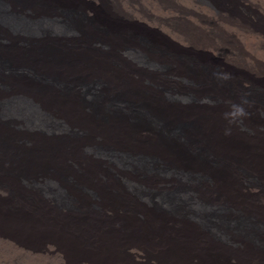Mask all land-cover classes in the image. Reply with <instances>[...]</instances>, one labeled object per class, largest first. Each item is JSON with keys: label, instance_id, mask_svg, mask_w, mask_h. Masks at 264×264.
I'll return each mask as SVG.
<instances>
[{"label": "bare ground", "instance_id": "1", "mask_svg": "<svg viewBox=\"0 0 264 264\" xmlns=\"http://www.w3.org/2000/svg\"><path fill=\"white\" fill-rule=\"evenodd\" d=\"M98 1L105 7L83 0H0V182L6 183L0 184V193L10 198L21 197L18 195L21 190L22 194L29 193L25 197L37 198L35 190L45 194L51 191L57 202V206L45 202V207L41 200L33 203L24 199L29 209L18 206L11 210L10 202L0 200V218L28 230L37 241L26 242L10 232L0 231V249L9 259L19 255L41 264H118L89 257L71 259L67 248L72 247L99 250L110 256L123 255L138 260L139 264H264V223L258 220L264 219L263 184L249 179L232 185L236 179L234 170L244 172L249 165L264 168L263 139L253 141L238 128L219 126L212 111V115L206 116L207 113L199 115L195 109L185 112L179 104L180 107H175V102H191L190 95L177 97L169 93L167 102L156 96L147 98L145 90H137L125 80L127 75L118 61V51L128 45L126 56L139 66L155 69L158 65L150 60L154 54L171 57L175 64L182 61L179 55H185L196 66L193 71L190 63L180 62L191 79L204 86L219 85L214 91L222 95L229 91L224 87L227 84L224 76L237 90L250 85L259 93L250 100L263 112L264 0H170L173 6L169 0ZM118 1L132 13L123 8L120 11ZM183 13L192 18L195 26L168 19ZM85 71H109L123 80L122 86L111 92L113 86L109 83L116 81L109 75L110 78L104 77L109 86L106 90H101L104 84L99 82L83 83L79 91L75 84ZM54 110L76 118L88 131L83 134L73 131L64 138L57 136L48 141L36 139L26 146L17 141L19 133L10 130L8 123L16 122L20 139L26 137L22 131L62 132L66 127L52 117ZM93 133L120 139L135 134L149 136L151 148L87 149L118 169L129 171L120 172L121 177L129 179L124 183L119 182L115 170L116 175L108 177L112 184L129 190L125 197L121 193L119 198L107 192L100 195V189L96 191L94 187L86 189L88 180L64 166V155L71 153V148L80 141H93ZM171 176L214 190L220 197L215 202L226 199L229 207L226 203L205 202L196 192L184 190L183 185L156 194L155 199L149 196L154 205L150 212L138 209L134 196L146 194L139 184L151 181L161 185L160 180ZM44 177H49L48 181ZM42 180V184H31ZM12 186L16 189L10 192ZM98 195L104 200H98ZM52 231L58 232L61 239H53Z\"/></svg>", "mask_w": 264, "mask_h": 264}, {"label": "rangeland", "instance_id": "2", "mask_svg": "<svg viewBox=\"0 0 264 264\" xmlns=\"http://www.w3.org/2000/svg\"><path fill=\"white\" fill-rule=\"evenodd\" d=\"M84 2H86V3H92V4H94V5H96L97 7H99V8H101V7H105V4H101V2H99L98 0H83ZM96 1H97V3H96ZM170 1V0H169ZM95 2V3H94ZM98 4V5H97ZM117 4V6L119 7V6H122L121 8H120V11L122 10L123 11V9H124V11L125 12H128V13H132V12H130L129 11V9L128 8H125L124 7V5L120 2V1H118V3H116ZM169 4H170V6H173V5H175V4H172V2L170 1L169 2ZM143 7V6H142ZM123 8V9H122ZM125 9H127V10H125ZM91 14V13H90ZM188 17V18H187ZM178 18V19H177ZM183 18V19H182ZM168 19H171L172 21H177V20H179V21H177L176 23H178V24H181V25H184V26H188V27H192V26H195L194 24H196L193 20H192V18H190V16L189 15H186V14H179L178 16L176 15V16H173L172 18H168ZM192 21V22H191ZM141 22H143V21H141ZM144 23H146V22H144ZM147 24V23H146ZM148 25V24H147ZM149 26V25H148ZM151 27V26H150ZM97 44V43H96ZM125 45H128V44H125ZM124 46V45H123ZM98 47H100V46H98ZM126 47H130V45H128V46H126ZM126 47L123 49V50H119L118 51V56H119V59H118V61H120V63H121V65H122V68L121 69H123V71H124V74H126L125 76V80H127V82L129 83V81H130V84L133 86V87H135L137 90H145L144 91V93H145V95H146V97L147 98H150V97H157V98H159L160 100H162V101H164V102H167L168 101V99H167V94H174L173 96H177V97H180V96H188V95H190V96H192V100H191V102H188V103H186V102H175V107H180V108H182L185 112L187 111V110H193V109H195V110H198V114L199 113H202V114H205V113H207L206 114V116H208V115H212V113H211V111L213 112V116L216 118V119H214V120H217V122H219L218 124H219V126H221V124H222V127L224 126V124L227 126V127H229V128H231V126H232V130H237V128H238V130H240V131H242V132H244V133H246V135H247V137L248 138H252L253 139V141L254 140H258L257 138L259 137H261V139H263L262 141H263V143H264V137H263V134H264V111L262 112V111H260L256 106H254V104H253V102L254 101H251L250 100V98L251 97H254V94H259L258 92H257V89H252L253 87L252 86H250V85H247L246 87V89H241V88H239L238 90H237V88H233V86H231L232 85V81L231 80H229V79H226V77L224 76L223 78L226 80V82H227V84H225L224 85V87H226V89L227 90H229V91H225V92H223V95L222 94H219V93H217L216 91H214V90H216V89H218L219 88V85H217V86H215V87H212V86H207V85H201L200 84V82H198V80L196 81L194 78H190L191 77V75L186 71V70H184L182 67H181V63L182 62H184V61H187L186 63H190L191 65H189V66H191V69H193V71H195L196 70V66L194 65V63H192V59H190L189 57H185V55H179L178 57L180 58V57H182L181 59H182V61H180V62H176V64H175V61H173V59H171V57H167V56H165L164 55V57H162V55H160L161 57H157V55L158 54H154V55H152V58L150 59V60H152L153 62H155L157 65H158V68L156 67V69H155V67H149V66H147L146 67V65L144 66V65H142V64H140V66H139V64H138V62H134V60L133 59H131V58H129L128 56H126L125 55V53H124V51H125V49H126ZM123 51V52H122ZM121 52V53H120ZM121 54V55H120ZM127 58H126V57ZM157 57V58H156ZM154 58V59H153ZM156 59V60H155ZM158 59V60H157ZM191 61H190V60ZM123 63H122V62ZM160 61V62H159ZM163 63V64H162ZM135 64V65H134ZM162 64V65H161ZM170 64H171V67L173 68H171V67H169L170 66ZM173 64V65H172ZM137 65H138V67H137ZM207 66V65H206ZM163 67H165V68H162ZM168 67V68H167ZM125 68H127V69H125ZM154 68V69H153ZM170 68V69H169ZM207 68L208 69H213V67L211 68V66H207ZM144 71H143V70ZM151 69V70H150ZM160 69V70H159ZM215 69V68H214ZM213 69V70H214ZM128 70V71H127ZM136 70V71H135ZM139 70V71H138ZM157 70V71H156ZM164 70V71H163ZM217 70V69H216ZM143 71V72H142ZM187 73V74H185V72ZM219 71V70H218ZM91 72H93V73H91ZM101 72V73H100ZM139 72V73H138ZM174 72V73H173ZM181 72V73H180ZM97 73V74H96ZM100 73V74H99ZM106 73V74H105ZM107 73H108V75H107ZM111 73V72H110ZM109 73V71H89V72H87V71H85V72H83V73H81L80 74V79L79 80H81V81H79V83L77 82L75 85H76V89L77 90H81L80 88H78V87H80V86H82L83 85V83H99V82H102V84H104L102 87H101V90H106V88H107V86H108V80H105L104 79V77L107 79L108 77H109V75L110 76H112V78L114 79V81H116L115 82V84H112V83H109V84H111V85H109V86H113V88H111V92L112 91H115V88L117 89L118 87H119V85H121L122 86V79H120L119 77H116V76H114V75H112V73L110 74ZM129 73V74H128ZM136 73V74H135ZM145 73V74H144ZM151 73V74H150ZM185 75H184V74ZM219 73V72H218ZM115 74V73H114ZM118 74V73H117ZM163 74V75H162ZM220 74H221V72H220ZM86 75V76H85ZM101 75V76H100ZM136 75H137V78H136ZM162 75V76H161ZM90 76V77H89ZM108 76V77H107ZM144 78H143V77ZM157 76V77H156ZM161 76V77H160ZM168 76H170V77H168ZM175 76V77H174ZM185 76V77H184ZM190 76V77H189ZM223 76V75H222ZM82 77V78H81ZM115 77V78H114ZM131 77V78H130ZM133 77V78H132ZM154 77V78H153ZM174 77V78H173ZM179 79H178V78ZM184 77V78H183ZM94 78H95V80H94ZM110 78V77H109ZM153 78V79H152ZM177 78V79H176ZM229 78V77H228ZM90 79V80H89ZM116 79V80H115ZM167 79H169V80H167ZM172 79V80H171ZM194 79V80H193ZM84 80V81H83ZM120 80V81H119ZM152 80V81H151ZM158 80V81H157ZM167 80V81H166ZM181 80V81H180ZM83 81V82H82ZM87 81V82H86ZM119 81V82H118ZM146 81V82H145ZM157 81V82H156ZM177 81V82H176ZM174 82V83H173ZM181 82V83H180ZM116 83H118V85H116ZM121 83V84H120ZM133 83V84H132ZM139 83V84H138ZM146 83H148V84H146ZM153 83V84H152ZM173 83V84H172ZM190 83V84H189ZM136 84V85H135ZM145 84V85H144ZM180 84V85H179ZM196 84V85H195ZM170 85H171V87H170ZM201 85V86H200ZM228 86V88H227V86ZM244 85V84H243ZM108 86V87H109ZM143 86V87H142ZM175 86V87H174ZM203 86V87H202ZM248 86H249V89H248ZM95 87V86H94ZM157 87V88H156ZM160 87V88H159ZM177 87V88H176ZM180 87V88H179ZM191 87V88H190ZM230 87V88H229ZM169 88H171V89H169ZM233 88V89H232ZM165 89V90H164ZM168 89V90H167ZM187 89V90H186ZM201 89V90H200ZM206 89V90H205ZM150 90V91H149ZM152 90V91H151ZM161 90H162V92H161ZM174 90V91H173ZM185 90V91H184ZM164 91V92H163ZM166 91V92H165ZM168 91V92H167ZM172 91V92H171ZM199 91V92H198ZM214 91V92H213ZM231 91V92H230ZM148 92V93H147ZM159 92H160V94H159ZM182 92V93H181ZM257 92V93H256ZM164 93V94H163ZM190 93V94H189ZM150 94V95H149ZM155 94V95H154ZM225 94H227V95H229V96H226ZM179 95V96H178ZM194 95V96H193ZM221 95V96H220ZM233 97V98H235V99H233L231 96ZM243 96L244 98H245V96H246V98L245 99H243V98H240L239 96ZM150 96V97H149ZM197 96H199V99H198V97ZM223 96V97H222ZM226 96V97H225ZM225 97V98H224ZM151 98V99H152ZM204 98V99H203ZM206 98V99H205ZM209 98V99H208ZM238 98V99H237ZM219 99H220V101H219ZM237 99V100H236ZM248 99H249V101H248ZM167 100V101H166ZM170 101V100H169ZM206 101V102H205ZM226 102V104H224L225 102ZM243 101V102H242ZM208 102V103H207ZM217 102V103H216ZM222 102V103H221ZM241 102V103H240ZM244 102H245V104H244ZM184 103H186V104H184ZM203 103V104H202ZM216 103V104H215ZM231 103L233 104V105H231ZM180 106H179V105ZM223 104V105H222ZM237 104V105H236ZM244 104V105H243ZM193 105V106H192ZM195 105V106H194ZM197 105V106H196ZM199 105H201V106H199ZM208 105V106H207ZM212 105V106H211ZM227 105V106H226ZM240 105H242V106H240ZM219 106H221L220 108H219ZM224 108H223V107ZM230 106V107H229ZM236 106V107H235ZM239 106V107H238ZM249 106V107H248ZM200 109H198V108ZM225 107H227V108H225ZM242 107V108H241ZM250 107H252V108H250ZM47 110H49V108L48 107H45ZM197 108V109H196ZM213 108V109H212ZM214 108H216V109H214ZM219 108V109H218ZM223 108V109H222ZM177 109V108H176ZM218 109V110H217ZM226 109V110H225ZM231 109V110H230ZM252 109V110H251ZM206 110H208V111H206ZM228 110H229V112H228ZM216 111V112H215ZM225 113H224V112ZM57 112V113H56ZM214 112H215V114H214ZM228 112V113H227ZM243 112H244V114H243ZM251 112V113H250ZM253 112V113H252ZM60 113V114H59ZM257 113V114H256ZM55 114V115H54ZM58 114V115H57ZM237 114V115H236ZM243 114V115H242ZM260 114V115H259ZM51 115H52V117L56 120V121H62V123L65 125V129H64V131H62V132H56V133H53V134H44V131H41V130H33V131H31V132H27V131H22V134L24 133L25 135H23V136H26V137H24L25 138V140H23L22 138L20 139L19 137H20V132L21 131H18L17 129H16V127L18 126V125H16L17 123L16 122H7L9 125L11 124V128H10V130L12 131V130H14V131H17L18 133H19V135H18V138H16L17 139V141L18 142H20V143H22V144H24V145H26V146H30V145H32L34 142H35V140L37 139H41V140H44V138H45V141H48V140H52V139H54L55 137H57V136H60L61 138L63 137H66L65 135H67V133L68 134H73L74 132L75 133H80V134H83V133H85L86 131H88V130H86V127L85 126H83L79 121H77V119L76 118H74V117H72V116H70L69 114H64L61 110H54V111H51ZM66 115H68L67 117H66ZM200 115V114H199ZM254 115V116H253ZM262 115V116H261ZM58 116V117H57ZM65 116V117H64ZM70 116V117H69ZM221 116V117H220ZM233 116V117H232ZM237 116H238V118H237ZM260 116H261V118H260ZM64 117V118H63ZM244 117H246V119L244 118ZM259 119H258V118ZM60 118V119H59ZM69 118V119H68ZM231 118V119H230ZM241 118V119H240ZM244 118V119H243ZM68 119V120H67ZM233 119H235V120H233ZM232 120V121H231ZM237 120H239V121H237ZM234 121V122H233ZM248 121V122H247ZM251 121V122H250ZM253 121V122H252ZM254 121H255V123H254ZM66 122V123H65ZM226 122V123H225ZM239 122V123H238ZM5 123H6V121H5ZM16 123V124H15ZM69 123V124H68ZM73 125H71V124ZM80 123V124H79ZM257 123V124H256ZM15 124V125H14ZM236 124V125H235ZM250 124V125H249ZM252 124V125H251ZM68 126V127H67ZM79 127V128H78ZM83 127V128H82ZM247 127V128H246ZM263 127V128H262ZM73 128V129H72ZM257 128V129H256ZM260 128V129H259ZM71 129V130H70ZM262 129V130H261ZM68 130V131H67ZM75 130H77V131H75ZM248 130V131H247ZM40 131V132H39ZM74 131V132H73ZM82 131V132H81ZM35 132V133H34ZM38 132V133H37ZM43 132V135L41 134ZM72 132V133H71ZM249 132H251V133H249ZM227 133H229V132H227ZM62 134V135H61ZM64 134V135H63ZM254 134H256V135H254ZM27 135H31L30 137H27ZM47 135H49V136H47ZM137 135V136H136ZM37 136V137H36ZM38 136H39V138H38ZM36 137V138H35ZM97 137V138H96ZM98 137H99V139H98ZM114 137V138H113ZM135 137H136V139H135ZM30 138V139H29ZM94 138V139H93ZM101 138H102V140H101ZM148 138H149V136L148 137H146V136H144V135H141V134H135L132 138H126V137H123V138H121L120 139V137H115V136H102V137H100L98 134H95V133H93L92 134V139H93V141L92 140H90V141H84V142H82V141H80L79 143H77L78 144V146H77V144H76V146H75V148H71V153H66V155H64V161H65V164H64V166L65 167H67V168H70L71 170H74L77 174H79L80 173V175L85 179V181L86 180H88V181H86V183H85V188L86 189H89V190H91L92 189V187H94V188H96V191H98L99 189V191L101 192L100 193V195H104V193H106L107 192V194L109 195V196H114V197H117V198H119L118 196H120L118 193H121L124 197H125V193H127V191H129V190H123V188L122 187H120V186H118V184H112L110 181H109V179H108V177H111L112 175H116V173H117V178H118V180H119V182H121V183H124L125 181L127 182V180H129V179H125L124 177H121V175H120V172H122V174L123 173H125V172H129V171H125V170H122V169H118L117 167H115V166H113L110 162H109V160H107L106 158H102V157H99V156H97L96 154H95V151H93V152H88L87 151V149L90 147V148H93L94 150H96V148L97 147H103V148H106V149H108V148H110V149H116V147L117 146H124V147H127V148H130V147H132V148H138V147H140V149H146V148H151V142H150V139L148 140ZM238 142H240L241 143V141H239L238 140V138H236V137H234ZM98 139V140H97ZM129 139V140H128ZM138 139V140H137ZM95 140V141H94ZM103 140H104V142H103ZM25 141V142H24ZM108 143H107V142ZM259 141V140H258ZM28 142V143H27ZM92 142V143H91ZM96 142V143H95ZM98 142V143H97ZM137 142H138V145H137ZM27 143V144H26ZM30 144V145H29ZM105 144V145H104ZM140 144V145H139ZM144 144V145H143ZM99 145H101V146H99ZM109 145V146H108ZM150 145V146H149ZM106 146V147H105ZM153 148V147H152ZM74 149V150H73ZM84 149V150H83ZM78 151V152H77ZM73 152H74V154H73ZM138 152V151H137ZM70 155V156H69ZM96 155V156H95ZM77 156V157H76ZM79 156H80V158H79ZM69 157H70V159H69ZM84 157H86V159L84 158ZM94 157V158H93ZM70 160H68V159ZM84 158V159H83ZM91 158H92V160H91ZM72 159V160H71ZM75 161H74V160ZM89 159V160H88ZM106 159V160H105ZM85 160V161H84ZM88 160V161H87ZM91 160V161H90ZM69 161V162H68ZM93 161V162H92ZM100 161V162H99ZM72 162H73V164H72ZM76 162H77V164H76ZM99 162V163H98ZM97 163V164H96ZM96 164V165H95ZM99 164V165H98ZM84 165V166H83ZM91 167V168H89V166ZM98 165V166H97ZM101 165V166H100ZM107 165V166H106ZM112 165V166H111ZM81 166V167H80ZM83 166V167H82ZM86 166V167H85ZM103 166V167H102ZM104 166H105V168H104ZM111 166V167H110ZM252 165H249V167H244V172H243V169L242 170H234V176L236 177V179H234V181H235V183H233L232 185H233V187H235V185H236V182H237V184H240L242 181L243 182H246L247 180H249V182H254V183H260L259 185H262V187L264 188V173H261L260 171L258 172V170H261V171H263L264 170V168L262 169L261 167V169L259 168V167H254V166H252ZM73 167V168H72ZM100 167H102V168H104V169H101ZM79 169V170H78ZM88 169V170H87ZM96 169V170H95ZM99 169V170H98ZM101 169V170H100ZM107 169H108V171H107ZM255 169H256V171H255ZM80 170H81V172H80ZM114 170H115V172H114ZM118 170V171H117ZM88 171H90L89 173H88ZM93 171V172H92ZM124 171V172H123ZM255 171V172H254ZM107 172V173H106ZM242 172V173H241ZM254 172V173H253ZM88 173V174H87ZM102 173V174H101ZM109 173V174H108ZM248 173V174H247ZM259 175H258V174ZM105 174V175H104ZM110 174H111V176H110ZM119 174V175H118ZM261 174V175H260ZM249 175H252V177L251 176H249ZM69 177H70V175H68ZM71 176H74V175H71ZM98 176V177H97ZM102 176V177H101ZM245 176H247L246 178H245ZM249 176V177H248ZM263 176V177H262ZM90 177V178H89ZM96 177V178H95ZM99 177H100V179H99ZM175 177V178H174ZM260 177V178H259ZM47 178H49V177H44V181H48V179ZM117 178H113V179H116L117 180ZM122 178H123V181H122ZM158 178H160V179H162V177H158ZM245 178V179H244ZM257 180H256V179ZM259 178V179H258ZM92 179V180H91ZM94 179V180H93ZM98 179V180H97ZM104 179H105V181H104ZM240 179V180H239ZM245 180V181H244ZM43 180L41 181V182H38V181H33L31 184H36L37 183V185L38 184H42L43 182H44ZM160 181H162V184L161 185H158V183L156 184L155 182H154V184L153 183H151V181H148V183L146 184V183H141V184H139L140 185V187H143L144 189L143 190H145V192H146V194L145 195H143L142 197H138V196H134V199H135V201H136V203H138L139 205H137L138 206V209L140 208L141 210H143V208H144V210L146 211V212H150V209H152L153 207H154V205H153V203H150L149 202V200L148 199H150L149 198V196H151V198H153V199H155L158 195H160L162 192H164V191H166V190H175V189H178V188H181L180 186H183L182 188L184 189V190H192L193 192H196V194L198 195V197L200 198V199H203V200H205V202H208V203H211V204H216V203H221V204H225L227 201H226V199H219V201L220 202H215L216 201V199L217 198H220V197H218V196H216L217 194H216V192L213 190V191H211L212 189H208V188H206V187H203V185H199V184H189V183H187V182H184V181H182V180H180L177 176H171V177H168V178H165V179H162V180H160ZM257 181V182H256ZM259 181V182H258ZM93 182V183H92ZM95 182V183H94ZM98 182V183H97ZM106 182V183H105ZM111 183V185H109L110 183ZM132 182V181H131ZM130 182V183H131ZM184 182V183H183ZM97 183V184H96ZM159 183H161V182H159ZM174 183V184H173ZM177 183V184H176ZM0 184H6V183H1L0 182ZM29 184V183H28ZM94 184V185H93ZM99 184V185H98ZM132 184H135L136 185V183H134V182H132ZM149 184V185H148ZM152 184V185H151ZM164 184V185H163ZM30 185V184H29ZM98 185V186H97ZM117 185V186H116ZM151 185V186H150ZM137 186V185H136ZM153 186V187H152ZM158 186H159V188H158ZM167 186V187H166ZM175 186V187H174ZM32 188H34L33 186H31ZM108 187V188H107ZM152 187V188H151ZM188 187V188H187ZM190 187V188H189ZM198 187V188H197ZM200 187V188H199ZM13 188V189H12ZM12 188H9L10 189V192H12V191H14L16 188L15 187H13L12 186ZM101 188H103V189H101ZM105 188H106V190H105ZM118 188V189H117ZM227 188V187H226ZM232 187H230V188H228L229 190L231 189ZM118 190V191H117ZM121 190V191H120ZM36 191V193L38 194V196H36L37 198H34V197H31V198H27V197H25L26 195H27V193L28 192H25L24 194H22L21 193V190H19V193H18V195H20L21 197H23V199H21V197H19V196H16V197H12V198H10V197H8V196H5V195H2L1 193H0V200H3V201H6V202H10V206H11V210H15V208H17L18 206H21V207H23V208H25L26 210L27 209H29L27 206H28V204H26V202H25V200H28V201H31V202H33L34 203V201L36 200L37 201V203H40L41 201H42V204L45 206V207H47V205H45L46 203L45 202H49V201H51V202H53L55 205H56V200H55V198H54V196H52L53 194L51 193V191H47V192H49L50 193V197H49V193L47 194V192H46V194L45 193H43L42 191L40 192L39 190H35ZM115 191V192H114ZM149 191V192H148ZM155 191V192H154ZM39 192V193H38ZM123 192V193H122ZM130 193V192H129ZM208 193V194H207ZM211 193V194H210ZM29 194V193H28ZM33 194H34V192H33ZM131 194V193H130ZM133 194V193H132ZM156 194H157V196H156ZM202 194V195H201ZM35 195V194H34ZM44 197H43V196ZM46 195V196H45ZM100 195H98V200H100V201H102V200H104V197H102V196H100ZM4 196V197H3ZM42 197H43V199H42ZM101 197V198H100ZM45 198V199H44ZM13 199V200H12ZM25 199V200H24ZM52 199V200H51ZM96 199V200H97ZM16 200V201H15ZM33 200V201H32ZM41 200V201H40ZM139 200V201H138ZM232 200V199H231ZM234 200V199H233ZM13 201V202H12ZM17 201H23L22 203V205H17L16 204V202ZM55 201V202H54ZM141 201H143V202H141ZM145 203H148V205L147 204H145ZM227 204V203H226ZM25 205V206H24ZM114 204H111V206H113ZM228 205V204H227ZM57 206V205H56ZM228 207H229V205H228ZM62 208V207H61ZM129 208V207H128ZM130 209V208H129ZM131 210V209H130ZM130 210H128V211H130ZM25 211V210H24ZM76 212H79V210L77 211V210H75ZM0 214H2V213H0ZM140 215V214H139ZM8 222L6 219H2V218H0V231H7V232H10L11 234H14V235H16L17 237H19V238H21V239H23L24 241H26V242H30V243H37V241L35 242V237L36 236H33V234L32 233H29L28 232V230H21V229H19L18 227H15V226H13V224H11L12 223V221H10V223L8 222V225H7V223L5 222ZM258 220H260V221H262L263 223H264V219H261V218H259ZM24 232V233H23ZM26 234V235H25ZM50 234H51V236H53L52 238L53 239H55L56 237H57V239H61V237L60 236H58L57 234H58V232H55V231H52V232H50ZM46 235H47V233H46ZM45 235V236H46ZM262 236V235H261ZM55 237V238H54ZM263 238H264V234H263ZM68 246V245H67ZM73 250V251H72ZM79 250V251H78ZM85 249H82V250H80V249H76V248H71V249H69V248H67V253H69L68 255H69V257L71 258V259H75V260H78V259H80V258H83V257H89L90 259H94L95 261H98V262H116V263H118V264H123V262H124V264L126 263V264H139V261L137 260V262H136V259L135 260H133V259H131V258H129V257H125L124 258V256L123 255H115V256H110V255H108V254H105V253H102V252H100L99 250H85ZM84 251V252H83ZM264 251V250H263ZM4 253V254H3ZM76 255H75V254ZM91 253V254H90ZM94 254V256H93V254ZM72 254V255H71ZM81 254V255H80ZM159 254L161 255V253L159 252ZM0 255H2V256H0V264H12V262H13V264H16L17 262H18V264H25V263H27V262H29V264H41V263H33V261L32 260H30V259H26L25 257H23V256H19V255H17V256H15L16 258H10V259H12L11 260V263H10V259L8 258V256L6 255V253L3 251V250H1L0 249ZM86 255V256H85ZM90 255V256H89ZM112 255H114V254H112ZM99 256V257H98ZM117 256V257H116ZM78 257V258H77ZM98 257V258H97ZM21 258V259H20ZM97 258V259H96ZM103 258V259H102ZM107 258V259H106ZM4 259V260H3ZM114 259V260H113ZM120 259V260H119ZM6 260H8V261H6ZM18 260V261H17ZM26 260V261H25ZM6 261V262H5ZM15 261H16V263H15ZM24 261V262H23ZM130 261V262H129ZM135 261V262H134ZM144 262V260H141V262ZM8 262V263H7ZM134 262V263H133ZM45 264H48V263H45ZM142 264V263H141Z\"/></svg>", "mask_w": 264, "mask_h": 264}]
</instances>
